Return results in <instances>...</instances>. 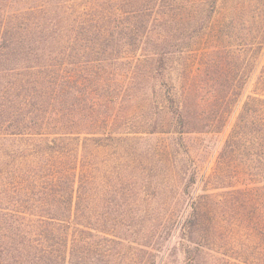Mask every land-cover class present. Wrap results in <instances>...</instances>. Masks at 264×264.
<instances>
[{
  "label": "rangeland",
  "instance_id": "1",
  "mask_svg": "<svg viewBox=\"0 0 264 264\" xmlns=\"http://www.w3.org/2000/svg\"><path fill=\"white\" fill-rule=\"evenodd\" d=\"M65 2L0 0V24L19 15L34 50L59 62L64 48L47 45L54 33L34 7L76 4ZM114 5L135 16L110 22L118 27L105 31L106 53L76 68L89 83L78 78L53 110L24 70L26 89L0 78V215L12 214L13 226L56 224V244L46 242L65 264H264L262 158L233 145L237 110L264 62V0ZM34 56L0 65L42 62ZM17 98L31 102L23 121L9 113Z\"/></svg>",
  "mask_w": 264,
  "mask_h": 264
},
{
  "label": "trees",
  "instance_id": "2",
  "mask_svg": "<svg viewBox=\"0 0 264 264\" xmlns=\"http://www.w3.org/2000/svg\"><path fill=\"white\" fill-rule=\"evenodd\" d=\"M65 1V4H76L71 5L70 9H62L59 6L56 8L53 5L50 6L47 4L41 5L43 8L48 7L50 9L49 12L51 11L57 14L56 22L53 21L51 24L47 23L50 19L48 11L40 10L42 9L40 5L34 7L37 10L34 13L39 12L42 14V28H46V32L51 31L54 33V36L48 37L49 44L47 45L57 46V49H59L60 46L64 48H60V50H63L59 51L64 53L62 58L58 55V51L54 56L55 59L59 56V59L55 60L59 62L51 63L54 61L47 56L46 47H44L45 49H41V51L34 50L32 47L34 44H31L33 39L29 38V33L33 29L28 28L26 33H24V24L19 15L13 16L9 24H0V62L7 59V57H11L13 63H19V60H27L32 54L35 55L34 57H37L36 59L38 61H42L38 62L35 66L29 67L12 66L11 68H7L5 64L0 65V78H15L17 84L22 86L26 80H21L19 77L23 74L24 70L26 75L33 77L34 80L32 81H36L43 90L39 92L40 95L38 98H49V102L51 103L50 108L52 110L57 106L58 102L61 103L64 100L65 96H68L72 92H76L77 85L81 84L78 78H84L83 82H85L86 79L87 82L89 81L87 76L81 75L83 71L77 70L76 75V68H86L91 65L95 66L93 65L95 60L92 59L93 54L96 53V55H101L102 52L104 55L106 53L108 49L107 40L109 39L105 31H110L118 27V25L115 27L110 26V22L116 18H120L118 17V13H121V16L127 15V13L133 14L124 8L123 11H120L117 7L121 6L114 5V3L119 0H104L103 2L105 3H103L102 0H83L84 4L79 3V0ZM100 2L103 3L101 4L102 8H100ZM77 3L83 7L84 17L76 12L75 5H78ZM72 15L73 17H71ZM90 16L96 17L98 21L97 26L94 24L92 25L93 21L89 19ZM133 16H135V14H133ZM92 26H94L95 29H93L94 27ZM23 33L26 34L24 37H22ZM14 34H17V36L14 37ZM70 35H72L71 38ZM99 46H101L100 49ZM76 50L79 52L76 53ZM75 57H77V60H74ZM82 57L85 58V60L78 61ZM97 58V63L102 64L104 62V58L102 59L101 56H97ZM256 75H258V80H255L254 84H251V93L247 95V99L244 100L242 106L237 110L238 116H236L235 121L236 131L233 138V145L237 148L244 146L246 155L249 153H258L257 155L262 158V167L264 169V62L258 66L254 79ZM7 81L8 80H6V82ZM29 81L31 82V80ZM15 84V82H11L10 88L14 87ZM23 88H27L26 83ZM3 93L6 95V91H3ZM15 101L12 104V108L10 107L11 109H9V113H12L14 117H20L19 119L23 121L22 116L25 105H29L31 102L26 98H17ZM56 114V112H51L48 116L53 118ZM16 125L18 128L20 127L19 123H16ZM54 143V137L48 140L49 145L52 146ZM3 183L4 176H0V187ZM10 216H12V214L10 215L4 212L0 215V264H9L10 261L14 259L18 261V264H65L66 258L64 259V252L62 255V250H58L53 247V244L50 245L46 242V238L50 237L53 243L56 244L54 240V236L57 235L56 224L49 222V226L44 230L45 227H43L42 222L47 223V221H45L46 219L36 217L37 223H34V219L26 217L22 218L26 219L25 223L13 226ZM53 218L54 217H51V219ZM54 220H56V218H54ZM256 225H258V223ZM9 239L11 241H9ZM12 240L19 242L20 247L12 243ZM85 244L88 243L84 242L83 246H86ZM3 253L5 256H2ZM18 256L20 259L17 258Z\"/></svg>",
  "mask_w": 264,
  "mask_h": 264
}]
</instances>
